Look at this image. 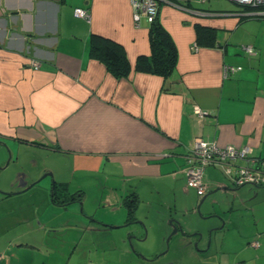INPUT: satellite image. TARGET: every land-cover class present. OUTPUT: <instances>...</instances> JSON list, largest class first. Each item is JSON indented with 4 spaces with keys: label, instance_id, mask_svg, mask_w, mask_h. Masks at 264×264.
<instances>
[{
    "label": "crops",
    "instance_id": "1",
    "mask_svg": "<svg viewBox=\"0 0 264 264\" xmlns=\"http://www.w3.org/2000/svg\"><path fill=\"white\" fill-rule=\"evenodd\" d=\"M229 1L237 6L161 3L159 21L178 51L164 77L134 69L139 55L150 54V22L135 23L131 0H0V167L9 157L15 164L0 178V264L82 263L75 253L94 248L74 246L79 224L99 231L93 244L104 261L127 264L131 243L151 228L168 243L172 221L190 234L183 241L190 262L182 264H264V184L236 186L210 165L199 196L185 173L198 136L251 146L264 159V16ZM76 8L90 18L75 16ZM196 24L216 30L215 45L196 46ZM93 34L125 47L128 77L90 55ZM226 66L236 70L225 75ZM77 193L81 201L71 202ZM135 196L129 219L125 202ZM83 201L88 210L72 209ZM70 210L82 214L80 223H70ZM206 215L215 221L202 228ZM57 217L62 237L55 236Z\"/></svg>",
    "mask_w": 264,
    "mask_h": 264
},
{
    "label": "built area",
    "instance_id": "2",
    "mask_svg": "<svg viewBox=\"0 0 264 264\" xmlns=\"http://www.w3.org/2000/svg\"><path fill=\"white\" fill-rule=\"evenodd\" d=\"M233 1L240 5H250L254 7L252 14L264 16V0ZM131 2L134 7L135 23L140 25L142 17H145L148 22H152L158 16L161 3H172L175 0H131ZM74 14L77 17L90 18L89 12L82 8H76ZM244 49L249 53L254 52L252 46H244ZM32 65L39 68L41 63L33 61ZM234 70L236 67L226 66L225 75ZM195 112L201 116L205 114L198 106H195ZM186 158L187 186L194 189L199 196H203L207 190L205 170L210 165L222 168L225 175L231 178L236 186L264 184V159L255 156L251 146H222L215 140L198 136L189 148Z\"/></svg>",
    "mask_w": 264,
    "mask_h": 264
},
{
    "label": "trees",
    "instance_id": "3",
    "mask_svg": "<svg viewBox=\"0 0 264 264\" xmlns=\"http://www.w3.org/2000/svg\"><path fill=\"white\" fill-rule=\"evenodd\" d=\"M253 8L247 6V9ZM197 33V47L198 46H213L216 41V30L203 24H196ZM150 39V54L139 55L136 59L134 69L138 72L152 73L164 77L170 76L177 65L178 51L175 41L170 33L159 21L158 16L150 22L149 27ZM90 55L107 66L111 74L117 78L128 77L133 66L127 56L125 47L105 36L93 34L90 42ZM57 187L54 189L53 200L55 202V195ZM60 196V194H59ZM134 196V195H133ZM58 198V196H56ZM68 199V198H67ZM128 199V198H127ZM81 201L80 193L70 196V201ZM138 197L128 199L125 203L127 205L128 218H133L135 210L138 205ZM64 200L60 201L63 202ZM67 202V200H66Z\"/></svg>",
    "mask_w": 264,
    "mask_h": 264
},
{
    "label": "rangeland",
    "instance_id": "4",
    "mask_svg": "<svg viewBox=\"0 0 264 264\" xmlns=\"http://www.w3.org/2000/svg\"><path fill=\"white\" fill-rule=\"evenodd\" d=\"M224 1L225 3L227 4H230L232 6H237L236 3L234 2H231L229 0H222ZM9 156H10V153H9ZM10 158V157H9ZM8 158V159H9ZM15 167V164L14 163H9V165H7V167L5 168V170H2L0 172V178L2 177L4 171H7V173L11 172V169H13ZM18 170H20V168H18ZM16 172L13 171L11 174H8V176L6 178H11L13 176L16 177ZM50 177V176H49ZM49 177H44L43 179L40 180V182H45L48 183V179H50ZM51 182H53L51 180ZM76 188H78L77 186H74L72 187L73 190H76ZM86 189V188H85ZM90 189V188H89ZM88 188L86 190H89ZM38 190V189H37ZM37 193V191H34ZM42 192V191H40ZM82 203V202H80ZM92 205V204H91ZM97 205V202L94 201V207L92 205V208L90 210H93L94 208H96L95 206ZM88 204H87V201H83L82 204H77L76 207H73L72 209H77L79 210L80 212H82L84 209L85 210H88ZM82 210V211H81ZM143 211L144 214H146L148 216L149 214V208L147 205L143 206L142 209H141V212ZM208 214V213H207ZM72 213H71V210L69 211V214L67 215V217H70L72 219V221L70 222L71 224H76L78 221H77V218L79 220V223L81 221V215L79 217H77L76 215L74 216H71ZM200 215V214H199ZM53 216V215H52ZM208 215H206L205 217L203 216V219L207 220H203V224L201 225L202 228L205 227V225H209L211 223H213L215 221V218H206ZM218 217L221 218V216H216V218L218 219ZM69 220V219H68ZM98 222H104V221H101V220H97ZM54 225L57 226L56 228V235H59L60 237H62V234L61 233V229L63 228V224H62V220L60 218H56L54 220ZM140 222H142L140 220ZM147 222L149 223V219H147ZM193 223L191 222L189 226H191ZM80 225V230L78 235H77V243L75 242L74 243V246L75 244H78L79 242H81V245L83 246V244H87V246L89 248H94L92 249L91 251L88 252L87 249H83L82 251V254H78V252L75 253V257L76 256H79L80 259L79 261L82 260V263L80 264H119L118 261H116V259L113 261V260H109V261H104L103 259V255L102 254H99L96 252V246L93 244V241L96 240V241H100V238H99V231L97 229L95 230H90L86 233V227L87 225L86 224H79ZM194 225V224H193ZM213 228L212 227H209L208 228V231H211ZM118 229H121L123 230L124 228H118ZM73 233V231H67V233ZM145 232H146V228H145ZM66 233V232H64ZM180 235L178 234H175V236H171V238L169 239L168 243L165 241L163 244L161 243V240H160V237L156 234H154V230L151 228L150 229V232H149V237L145 236L144 240L141 241L140 238L136 237V239L138 238L139 240L136 241L134 240L133 242L134 243H131V245L134 247L132 248V246H130L131 248V251L133 252V256H132V261H130L129 263L127 264H182V262H190V255H187L186 253V246L184 244L183 241H185V239H187L188 237H190V234H183L182 232H179ZM177 237V238H175ZM52 238H54V235H52ZM57 242H61V240H58L55 239ZM84 247V246H83ZM118 255V253L114 254L113 257L116 258ZM133 258L135 259L133 261ZM126 264V262H125Z\"/></svg>",
    "mask_w": 264,
    "mask_h": 264
},
{
    "label": "water",
    "instance_id": "5",
    "mask_svg": "<svg viewBox=\"0 0 264 264\" xmlns=\"http://www.w3.org/2000/svg\"><path fill=\"white\" fill-rule=\"evenodd\" d=\"M8 163H9V159H8L6 165H4L3 167H0V168H5ZM172 223H173L174 229H173L172 233L170 234V236L168 238V241L171 238V236H172L173 233L182 232L183 234H188L187 231L184 228L183 223H181V222H177L176 223L175 221L174 222L172 221ZM211 232H212V230L211 231H208V235H209L208 244L211 243ZM194 234H196V233H194ZM197 234L199 235L200 238L204 235L203 231H197ZM132 248H134V247L132 246Z\"/></svg>",
    "mask_w": 264,
    "mask_h": 264
},
{
    "label": "flooded vegetation",
    "instance_id": "6",
    "mask_svg": "<svg viewBox=\"0 0 264 264\" xmlns=\"http://www.w3.org/2000/svg\"><path fill=\"white\" fill-rule=\"evenodd\" d=\"M205 193H206V192H205ZM204 195H205V194H204ZM204 195H203V196H204Z\"/></svg>",
    "mask_w": 264,
    "mask_h": 264
}]
</instances>
